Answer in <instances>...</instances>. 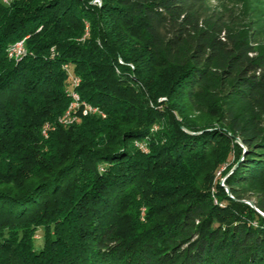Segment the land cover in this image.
Wrapping results in <instances>:
<instances>
[{"label": "trees", "instance_id": "1", "mask_svg": "<svg viewBox=\"0 0 264 264\" xmlns=\"http://www.w3.org/2000/svg\"><path fill=\"white\" fill-rule=\"evenodd\" d=\"M72 92L97 112L63 123ZM246 201L264 213L252 25L214 0H0V264H264Z\"/></svg>", "mask_w": 264, "mask_h": 264}, {"label": "rangeland", "instance_id": "2", "mask_svg": "<svg viewBox=\"0 0 264 264\" xmlns=\"http://www.w3.org/2000/svg\"><path fill=\"white\" fill-rule=\"evenodd\" d=\"M214 3L218 6H226V9H228V11L234 16L239 17L252 25L257 30L262 41H264V0H214ZM235 165L236 164H233L230 170H227L225 175H218V182L220 185L224 186V177L235 167ZM225 167L226 166L221 167V170ZM246 202L248 203V201ZM41 233L42 228L38 229L34 235L36 245L41 244Z\"/></svg>", "mask_w": 264, "mask_h": 264}, {"label": "built area", "instance_id": "3", "mask_svg": "<svg viewBox=\"0 0 264 264\" xmlns=\"http://www.w3.org/2000/svg\"><path fill=\"white\" fill-rule=\"evenodd\" d=\"M13 52H18V56L21 55L24 52V49L22 47V41L17 43L15 48L13 49ZM74 84L77 85L78 80L74 79ZM72 98H73V107H72V111L69 112H65V114L62 117V122L63 123H72L75 119L77 114L80 112V104H87L85 102H79V97L77 95V93L72 92L71 93ZM97 112V109L95 107L90 106L89 104H87V114L88 113H95ZM86 115V114H83Z\"/></svg>", "mask_w": 264, "mask_h": 264}, {"label": "bare ground", "instance_id": "4", "mask_svg": "<svg viewBox=\"0 0 264 264\" xmlns=\"http://www.w3.org/2000/svg\"><path fill=\"white\" fill-rule=\"evenodd\" d=\"M4 1H6V0H4ZM13 54H15V56H17L18 57V52H13ZM13 56V55H12ZM70 76V75H69ZM70 80V79H69ZM71 81H72V79H71ZM72 83H74V81L72 82ZM70 89V88H69ZM73 90V89H72ZM71 90V91H72ZM70 91V90H69ZM70 91V92H71ZM70 95V94H69ZM71 97H72V95H71ZM71 100V99H70ZM82 101V100H81ZM83 102H84V100H83ZM72 107H73V99H72V101L69 103V105H68V107H67V109H66V111L65 112H69V111H72ZM80 112H81V114H87V104H80Z\"/></svg>", "mask_w": 264, "mask_h": 264}, {"label": "water", "instance_id": "5", "mask_svg": "<svg viewBox=\"0 0 264 264\" xmlns=\"http://www.w3.org/2000/svg\"><path fill=\"white\" fill-rule=\"evenodd\" d=\"M238 141V140H237ZM226 192L229 193L228 189L226 188ZM248 204L253 207L258 213H260L262 216H264V213L260 212L250 201H248Z\"/></svg>", "mask_w": 264, "mask_h": 264}]
</instances>
